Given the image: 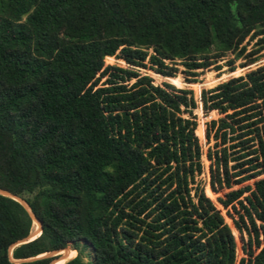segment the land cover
<instances>
[{
	"label": "trees",
	"instance_id": "1",
	"mask_svg": "<svg viewBox=\"0 0 264 264\" xmlns=\"http://www.w3.org/2000/svg\"><path fill=\"white\" fill-rule=\"evenodd\" d=\"M263 49L264 0H0V188L42 228L11 247L33 220L0 194V264H264V64L174 85Z\"/></svg>",
	"mask_w": 264,
	"mask_h": 264
},
{
	"label": "rangeland",
	"instance_id": "2",
	"mask_svg": "<svg viewBox=\"0 0 264 264\" xmlns=\"http://www.w3.org/2000/svg\"><path fill=\"white\" fill-rule=\"evenodd\" d=\"M254 43V40H249L247 41V50H249L252 46V44ZM232 57V54H229L227 56H225L223 59L219 60L217 63L221 65V68L220 69H216L215 68V64L209 66L208 68L202 70L196 77H193L191 75H188L186 74L184 71V67L183 66H179V72L177 73V76H175L174 78L177 79L176 83H174L175 86L177 87H187V88H190L192 89L193 93H194V96L196 98H198L199 96V93H200V90L202 88H210V87H213L214 85H216L218 82L222 81V80H225L231 76H237V75H240V74H243L244 72L248 71V70H251V69H254L256 67H258L259 65H262L264 64V49L260 52L257 60H255L254 62L252 63H249V64H246L244 66H240V64L245 60V59H237L235 62H234V65H235V69L231 72H229L227 70L228 66L225 64V60L227 58H231ZM104 63L105 64H119V65H122L124 66L125 63L119 59H116L115 57H106L105 60H104ZM141 72H145V73H148L149 75L152 76L153 78V81L156 83V84H160L163 80H167L171 83H173L171 81V77H162L160 76L159 74H156L154 73L153 71L151 70H144V69H141L140 70ZM173 78V77H172ZM188 79H194V80H188ZM196 113H197V117H198V126L197 128L198 129H203L204 131V125H203V122L211 117H216L217 114L214 113V112H211L209 115H206V116H202V113H201V110L200 108L198 107L196 109ZM199 139L201 141V143L203 144V147L205 148V145H204V141H205V138H204V133H203V136H199ZM204 160V171L201 175V178L204 182V190L206 192V194L208 193L209 197L212 198V200H215V197L217 195H222V193L224 192V190H221V191H218V192H214L210 186L208 185V162ZM210 189V191H209ZM209 191V192H208ZM220 209H222L220 206H219ZM221 212L223 213L226 221L231 225V220L230 218L228 217V215H226L225 211L222 209ZM258 223H260V221H257ZM37 223L35 221H33V225H32V228H31V231H38L37 230ZM234 235L236 237V243H237V252L239 255H241V250H240V245H241V240H240V237H239V233L237 232V235L235 234V231H234ZM66 249L65 250H62L61 252H59L60 254L59 255H62V259L59 260V261H62L64 259H69L71 257H73L75 254H76V251L74 249H71L70 245L66 246L65 247ZM89 251V248L87 249ZM67 255V257L65 258V256Z\"/></svg>",
	"mask_w": 264,
	"mask_h": 264
},
{
	"label": "water",
	"instance_id": "3",
	"mask_svg": "<svg viewBox=\"0 0 264 264\" xmlns=\"http://www.w3.org/2000/svg\"><path fill=\"white\" fill-rule=\"evenodd\" d=\"M0 194L9 196V197H11V198L19 201L24 206V208L26 209V211L28 212V214L30 215V217L32 218V220L35 221V222H38V224H39L38 231H30L25 237H23L22 239H20L18 242L14 243L11 247H13V246H15L17 244L24 243V242H27L29 240H32L36 236H38L40 234V232H41V229H42L41 228V222L35 216L34 212L31 210L30 206L26 203V201L24 199H22L21 197L15 195V194H12L11 192H9V191H7L5 189H1L0 188ZM65 249L66 248H62V249H59V250H53V251L46 252V253L40 254V255L35 256V257H30V258H25V259H18V260H15V262L26 261V260H30V259L37 258V257H41V256H52L53 259L51 260V262L49 264H54L62 256V255H59L60 254L59 253L60 250H65Z\"/></svg>",
	"mask_w": 264,
	"mask_h": 264
},
{
	"label": "bare ground",
	"instance_id": "4",
	"mask_svg": "<svg viewBox=\"0 0 264 264\" xmlns=\"http://www.w3.org/2000/svg\"><path fill=\"white\" fill-rule=\"evenodd\" d=\"M37 223V230L39 229L38 227H39V224H38V222H36ZM62 250H60V252H61ZM65 260H67V259H64V260H62V261H57V262H55L54 264H61V263H63Z\"/></svg>",
	"mask_w": 264,
	"mask_h": 264
}]
</instances>
